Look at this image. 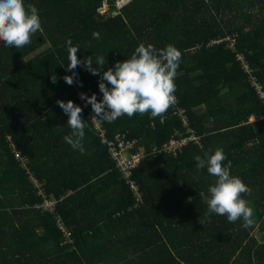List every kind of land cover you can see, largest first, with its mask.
<instances>
[{
  "label": "trees",
  "instance_id": "trees-1",
  "mask_svg": "<svg viewBox=\"0 0 264 264\" xmlns=\"http://www.w3.org/2000/svg\"><path fill=\"white\" fill-rule=\"evenodd\" d=\"M106 1L101 12L104 0H25L42 30L20 49L0 41V264H264V102L234 52L211 42L233 36L264 90V0ZM67 38L81 60L104 55L105 69L140 43L177 48L175 95L199 143L153 149L184 131L172 106L94 126L78 93L99 99V73L78 65L73 83L63 80ZM57 99L82 107L83 153L63 139L71 129ZM122 134L143 149L130 174L138 205L109 153ZM217 147L251 189L242 194L253 209L247 227L205 218L199 192L215 177L193 156Z\"/></svg>",
  "mask_w": 264,
  "mask_h": 264
},
{
  "label": "clouds",
  "instance_id": "clouds-1",
  "mask_svg": "<svg viewBox=\"0 0 264 264\" xmlns=\"http://www.w3.org/2000/svg\"><path fill=\"white\" fill-rule=\"evenodd\" d=\"M41 30L39 10L34 4H26L25 0H0V41L5 47L20 49L30 44L33 34ZM92 35L99 38L98 32L94 31ZM65 46L68 51L66 68L71 73L63 76L67 84L71 85L78 77L75 71L78 65L91 74L99 73L100 98L97 99L95 92L79 93L98 120L112 122L122 115L131 117L135 113L159 117L175 103V77L181 53L174 46L157 48L152 43H140L128 58L115 61L106 69L103 67L104 55H97L95 59L91 55L85 56L81 60L76 55L79 47L72 44L71 38L65 40ZM51 79L55 83V75ZM76 82L81 83L78 79ZM56 103L67 115L71 129L63 139L74 150L83 153L86 124L81 117V105L71 99H57ZM193 159L197 169H206L215 177L206 191L199 192L207 206L205 218L216 214L225 216L229 222L240 220L242 227L251 225L253 209L242 195L251 189L239 176L231 173V161L227 160L223 148L205 151L203 155L195 154ZM199 222L203 224L200 219Z\"/></svg>",
  "mask_w": 264,
  "mask_h": 264
},
{
  "label": "built area",
  "instance_id": "built-area-1",
  "mask_svg": "<svg viewBox=\"0 0 264 264\" xmlns=\"http://www.w3.org/2000/svg\"><path fill=\"white\" fill-rule=\"evenodd\" d=\"M220 41H224L227 47H229L234 52L235 58L239 60L241 66L244 69V72L248 75V79L250 83L256 89L259 98L261 99L262 102H264V90L262 89V85L255 79L253 70L250 68L245 58V55L236 49L235 38L233 36L227 35L223 39L211 40L212 43H218ZM175 97H176L175 103L171 105L172 111L180 118L184 131L179 132L176 137H171L170 139H168V141L165 142L160 148L158 149L156 147L153 148L154 150H159V151L164 150L172 154H176L177 150L180 149L185 144H187L189 141L199 143V139H200V136L197 135L194 129L189 125L186 110L178 104V98L176 95ZM82 103L84 104L83 101ZM93 115L94 113L92 112V110H90L88 112V116L90 117V120L92 121L94 126L98 127L99 120ZM108 145H109V153L111 157L114 159L115 165L118 167V169L122 174V177L129 184L133 194L136 196L137 201H135V205L140 204L142 202L141 191L139 190L138 185L134 182V180L130 178V174H131V169L138 164V162L143 156L142 147L133 149L134 140L125 138L123 134L116 135L114 140L108 141ZM15 154L19 156L18 152H16ZM24 161L25 158L21 159L22 164ZM54 202H55L54 199H45L42 205L52 210ZM59 226L61 230L64 232V234L66 235L69 234L65 226L61 224Z\"/></svg>",
  "mask_w": 264,
  "mask_h": 264
},
{
  "label": "rangeland",
  "instance_id": "rangeland-1",
  "mask_svg": "<svg viewBox=\"0 0 264 264\" xmlns=\"http://www.w3.org/2000/svg\"><path fill=\"white\" fill-rule=\"evenodd\" d=\"M121 1H123V3H124V2H126V1H128V0H117V3H118V2H121ZM123 3H121V5H122ZM107 8H108L107 4H103L102 7L100 8V11L102 12V11L106 10ZM254 235H256V232H254Z\"/></svg>",
  "mask_w": 264,
  "mask_h": 264
},
{
  "label": "water",
  "instance_id": "water-1",
  "mask_svg": "<svg viewBox=\"0 0 264 264\" xmlns=\"http://www.w3.org/2000/svg\"><path fill=\"white\" fill-rule=\"evenodd\" d=\"M121 3H123V1L118 2V3H117V6L120 7V6H121ZM104 4H107V1H106V0H104Z\"/></svg>",
  "mask_w": 264,
  "mask_h": 264
},
{
  "label": "crops",
  "instance_id": "crops-1",
  "mask_svg": "<svg viewBox=\"0 0 264 264\" xmlns=\"http://www.w3.org/2000/svg\"><path fill=\"white\" fill-rule=\"evenodd\" d=\"M252 120H254V117L253 116H251L250 118H249V121H252ZM254 234V233H253Z\"/></svg>",
  "mask_w": 264,
  "mask_h": 264
}]
</instances>
